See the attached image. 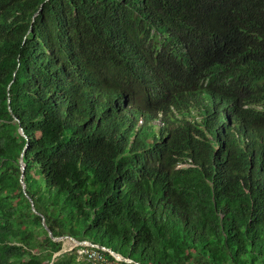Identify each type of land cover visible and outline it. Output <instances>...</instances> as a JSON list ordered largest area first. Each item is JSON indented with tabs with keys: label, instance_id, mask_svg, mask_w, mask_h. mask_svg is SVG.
I'll return each mask as SVG.
<instances>
[{
	"label": "trees",
	"instance_id": "1",
	"mask_svg": "<svg viewBox=\"0 0 264 264\" xmlns=\"http://www.w3.org/2000/svg\"><path fill=\"white\" fill-rule=\"evenodd\" d=\"M42 219L119 264H264V0H0V264H103Z\"/></svg>",
	"mask_w": 264,
	"mask_h": 264
},
{
	"label": "rangeland",
	"instance_id": "2",
	"mask_svg": "<svg viewBox=\"0 0 264 264\" xmlns=\"http://www.w3.org/2000/svg\"><path fill=\"white\" fill-rule=\"evenodd\" d=\"M60 241H63V244H62V250L60 251V253H66V252H69V251H71L73 248H75L76 246H79V245H77L75 242H73L70 238H62ZM82 247H84V249H86V248H89V249H91V248H94L91 244H87V243H82ZM60 253H58V254H60ZM103 253H106V252H102V254ZM78 254L79 255H85V254H87V252L85 251V250H83V251H80V250H78ZM90 256L91 257H94V255H93V253L91 252L90 253ZM113 256V258L118 262L117 264H119L120 262H126L127 260H125V259H123V258H121L120 256H115V254L114 255H112ZM95 258V257H94ZM106 262V261H105ZM106 264H113V263H111V262H106Z\"/></svg>",
	"mask_w": 264,
	"mask_h": 264
},
{
	"label": "water",
	"instance_id": "3",
	"mask_svg": "<svg viewBox=\"0 0 264 264\" xmlns=\"http://www.w3.org/2000/svg\"><path fill=\"white\" fill-rule=\"evenodd\" d=\"M22 134V133H21ZM26 150V147H25V149H24V151ZM24 151H23V153H22V155L24 154ZM19 165H20V167H21V172L23 173L24 172V169H25V164L23 163V161H22V159H20V162H19ZM23 177V175H21V178ZM21 184H22V189H23V192L25 193V185H24V183L23 182H21ZM30 204H31V208H32V210L34 211V207H33V203H32V201H30ZM42 226H43V228H44V230H46L47 231V233H48V235L54 240V241H60L61 239L60 238H53L52 237V234H51V232H50V230L47 228V226L45 225V222H44V219H42ZM65 238V237H64ZM73 242H75L77 245H82V243H84V242H77V241H75L74 239H72V238H70ZM112 254V253H111ZM56 255H59V254H56ZM112 255H114V254H112ZM115 256H117V255H115ZM118 257V256H117Z\"/></svg>",
	"mask_w": 264,
	"mask_h": 264
},
{
	"label": "built area",
	"instance_id": "4",
	"mask_svg": "<svg viewBox=\"0 0 264 264\" xmlns=\"http://www.w3.org/2000/svg\"><path fill=\"white\" fill-rule=\"evenodd\" d=\"M94 249H96V251ZM85 251L87 252V254H85V255H87L92 260L106 264V262L102 256V252H107L105 249L99 248L98 246H94V248H91L90 250H85ZM91 252L93 253L95 258L90 256ZM113 264H115V263H113Z\"/></svg>",
	"mask_w": 264,
	"mask_h": 264
},
{
	"label": "clouds",
	"instance_id": "5",
	"mask_svg": "<svg viewBox=\"0 0 264 264\" xmlns=\"http://www.w3.org/2000/svg\"><path fill=\"white\" fill-rule=\"evenodd\" d=\"M65 238H66V237H65ZM84 243H87V242H84ZM87 244H89V243H87ZM79 246H82V245H79ZM92 246L94 247V246H97V245H92ZM76 247H77V246H76ZM98 247H99V246H98ZM99 248H103V247H99ZM103 249H105V250L107 251L106 253H109L110 255L113 254V253L111 254V251H110L109 249H106V248H103Z\"/></svg>",
	"mask_w": 264,
	"mask_h": 264
}]
</instances>
